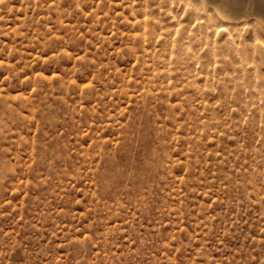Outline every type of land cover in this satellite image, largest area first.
I'll list each match as a JSON object with an SVG mask.
<instances>
[{
	"label": "rangeland",
	"instance_id": "obj_1",
	"mask_svg": "<svg viewBox=\"0 0 264 264\" xmlns=\"http://www.w3.org/2000/svg\"><path fill=\"white\" fill-rule=\"evenodd\" d=\"M260 26L0 0V264H264Z\"/></svg>",
	"mask_w": 264,
	"mask_h": 264
},
{
	"label": "bare ground",
	"instance_id": "obj_2",
	"mask_svg": "<svg viewBox=\"0 0 264 264\" xmlns=\"http://www.w3.org/2000/svg\"><path fill=\"white\" fill-rule=\"evenodd\" d=\"M219 14L225 19L237 17V13H243L244 17L251 14L258 16L259 23L264 27V0H213ZM233 11V13H230ZM241 18V16H240Z\"/></svg>",
	"mask_w": 264,
	"mask_h": 264
}]
</instances>
